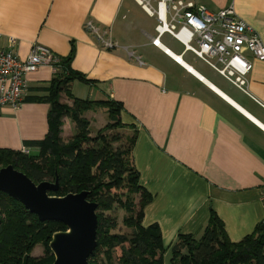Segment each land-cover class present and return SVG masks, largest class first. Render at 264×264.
Segmentation results:
<instances>
[{"label": "crops", "instance_id": "0c3cea01", "mask_svg": "<svg viewBox=\"0 0 264 264\" xmlns=\"http://www.w3.org/2000/svg\"><path fill=\"white\" fill-rule=\"evenodd\" d=\"M199 1L214 10L232 3L264 40V0ZM144 13L135 0H0L1 42L15 36L21 57L35 42L66 56L75 42L72 65L95 82L75 79L71 90L123 102V122L138 129L133 157L140 182L153 194L142 222L159 223L165 246L180 232L201 234L211 205L230 238L240 240L264 220V60L252 58L249 92L232 87L194 52L163 42L181 62L153 44L156 22ZM97 33L114 44L107 47ZM54 75L52 64H41L27 73L19 107L0 108V146L22 149L24 140L46 136L50 103L26 96L42 93L33 88ZM90 110L84 114L92 127Z\"/></svg>", "mask_w": 264, "mask_h": 264}, {"label": "trees", "instance_id": "16d2710c", "mask_svg": "<svg viewBox=\"0 0 264 264\" xmlns=\"http://www.w3.org/2000/svg\"><path fill=\"white\" fill-rule=\"evenodd\" d=\"M76 44L61 56V69L44 86L33 89L42 93L26 99L49 102V129L41 139H26L29 152L0 146V167L9 163L31 176L60 182L50 194L88 190L87 197L98 202V245L90 256L91 264H114V249L120 247V264H166L165 254L171 251L169 264H264V220L240 240L230 238L225 223L213 205L203 232L179 233L169 247L165 246L158 222L143 224L145 206L153 194L140 182V171L134 163L133 147L138 129L123 122L122 101L112 97L91 99L76 96L71 85L75 79L93 83L95 79L73 67ZM64 96L72 103L63 100ZM94 105L105 106L109 122L92 135L91 120L84 114ZM65 117L76 125L77 131L65 140L62 136ZM131 129L128 134L120 129ZM126 214L123 223L130 233L114 231L119 220L112 214L115 205ZM67 226L60 220H41L23 202L0 190V264H54L55 254L50 241L57 230ZM37 244L44 253L33 255Z\"/></svg>", "mask_w": 264, "mask_h": 264}, {"label": "built area", "instance_id": "2783aa9c", "mask_svg": "<svg viewBox=\"0 0 264 264\" xmlns=\"http://www.w3.org/2000/svg\"><path fill=\"white\" fill-rule=\"evenodd\" d=\"M135 1L155 18V33L150 35L153 44L169 53L170 48L162 41V36L169 33L184 44V51L194 52L233 84L249 92L252 58L264 60V40L258 30L236 13L232 3L214 10L199 0ZM96 35L107 47L114 44L111 38ZM1 38L0 33V108L6 105L17 108L28 88L27 73L44 63L52 64L55 71L60 70L61 56L49 46L35 42L27 56L21 57L15 49V36H8L5 43ZM22 149L30 151L28 146ZM260 195L264 204V185Z\"/></svg>", "mask_w": 264, "mask_h": 264}, {"label": "water", "instance_id": "95a60500", "mask_svg": "<svg viewBox=\"0 0 264 264\" xmlns=\"http://www.w3.org/2000/svg\"><path fill=\"white\" fill-rule=\"evenodd\" d=\"M60 182L43 179L35 181L14 164L0 168V190L17 198L41 220H60L65 230L54 232L50 247L54 264H91L90 256L98 245V202L88 199V190L50 194Z\"/></svg>", "mask_w": 264, "mask_h": 264}, {"label": "rangeland", "instance_id": "374dc122", "mask_svg": "<svg viewBox=\"0 0 264 264\" xmlns=\"http://www.w3.org/2000/svg\"><path fill=\"white\" fill-rule=\"evenodd\" d=\"M144 16L149 21L150 24H154L155 23V18L154 17L149 16V15H148L149 16L148 17L145 13H144ZM162 41L164 43H166L167 45H169L170 48L174 49L177 52H181L183 50V48H184V44L182 42H180L178 39H176L175 37H173L169 33L164 34ZM221 77L230 86H232V87L235 86L233 83H231L228 79H226L222 75H221ZM80 85H81L80 81H78L76 83V85H75L74 90H76L77 93H79ZM64 97L67 98L66 96H64ZM91 109H93L94 112L92 110H90L87 114L91 115L92 117H96V120H95L96 123H92V127H91L92 135H94V134H96V131H97L98 128H100L101 126H103L107 122H109V117H108V110H107V108L105 106L103 107V106H100V105H94L93 107H91ZM69 119H70L69 117H65V122L63 124V126H64L63 130L64 131H62V136H63V138L65 140H67L70 137H72L73 134L76 133V131H77V127H76L75 123L71 119L70 120ZM91 122H92V120H91ZM120 130L125 132V133H128V134L132 133V130L128 129V128L127 129L126 128L125 129H120ZM111 213L112 214H116L117 218L119 220V224L114 229V231L120 232V233H130L131 232V228L126 226L123 223V218H124V215L126 214V211L122 207H120L118 204H116L115 207H114V211L111 212ZM43 253H44V246L42 244H37L32 250V254L33 255H41ZM120 254H121L120 247H117L116 249H114V258H113V263L114 264H120L119 261H118ZM170 259H171V251L169 249L166 252V254H165L166 264L170 263Z\"/></svg>", "mask_w": 264, "mask_h": 264}, {"label": "bare ground", "instance_id": "6f19581e", "mask_svg": "<svg viewBox=\"0 0 264 264\" xmlns=\"http://www.w3.org/2000/svg\"><path fill=\"white\" fill-rule=\"evenodd\" d=\"M169 53L172 54L173 56H175L176 58H178V60H180L182 62L181 56L174 55L170 49H169Z\"/></svg>", "mask_w": 264, "mask_h": 264}]
</instances>
